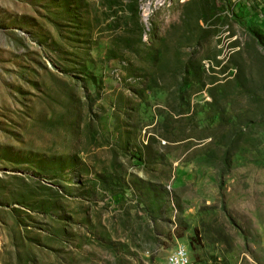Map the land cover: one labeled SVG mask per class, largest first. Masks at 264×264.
Returning <instances> with one entry per match:
<instances>
[{"label":"rangeland","instance_id":"374dc122","mask_svg":"<svg viewBox=\"0 0 264 264\" xmlns=\"http://www.w3.org/2000/svg\"><path fill=\"white\" fill-rule=\"evenodd\" d=\"M264 264V0H0V264Z\"/></svg>","mask_w":264,"mask_h":264},{"label":"built area","instance_id":"2783aa9c","mask_svg":"<svg viewBox=\"0 0 264 264\" xmlns=\"http://www.w3.org/2000/svg\"><path fill=\"white\" fill-rule=\"evenodd\" d=\"M165 264H189V255L183 246L171 250L166 257Z\"/></svg>","mask_w":264,"mask_h":264}]
</instances>
